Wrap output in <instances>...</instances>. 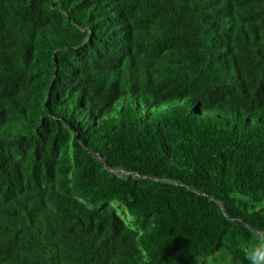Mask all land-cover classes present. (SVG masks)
<instances>
[{
    "label": "trees",
    "instance_id": "obj_1",
    "mask_svg": "<svg viewBox=\"0 0 264 264\" xmlns=\"http://www.w3.org/2000/svg\"><path fill=\"white\" fill-rule=\"evenodd\" d=\"M256 237L264 0H0V264H248Z\"/></svg>",
    "mask_w": 264,
    "mask_h": 264
},
{
    "label": "clouds",
    "instance_id": "obj_2",
    "mask_svg": "<svg viewBox=\"0 0 264 264\" xmlns=\"http://www.w3.org/2000/svg\"><path fill=\"white\" fill-rule=\"evenodd\" d=\"M248 264H264V239L254 238V242L243 249Z\"/></svg>",
    "mask_w": 264,
    "mask_h": 264
},
{
    "label": "rangeland",
    "instance_id": "obj_3",
    "mask_svg": "<svg viewBox=\"0 0 264 264\" xmlns=\"http://www.w3.org/2000/svg\"><path fill=\"white\" fill-rule=\"evenodd\" d=\"M112 203L117 206L118 211L123 216V218L126 217V214L131 217V215L128 213V211L126 210V208L123 207V206H121V205H119V203L117 201H112ZM211 264H229V263H228L227 259H225L223 257L221 259L219 258L218 262H211Z\"/></svg>",
    "mask_w": 264,
    "mask_h": 264
}]
</instances>
